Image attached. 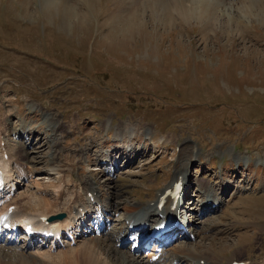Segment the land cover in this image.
I'll list each match as a JSON object with an SVG mask.
<instances>
[{"label":"rangeland","instance_id":"rangeland-1","mask_svg":"<svg viewBox=\"0 0 264 264\" xmlns=\"http://www.w3.org/2000/svg\"><path fill=\"white\" fill-rule=\"evenodd\" d=\"M64 1L79 13L69 15L70 22L57 0H0V91L11 100L4 101L0 129L7 128L14 147L23 141L24 148L13 150L27 156L33 180L40 182H26L18 191L25 195L39 187L54 199L59 181L47 171L51 126L45 119L56 118L67 144L55 161L67 176L99 178L103 203L119 204H112L117 221L123 204L153 200L171 183L177 162L194 159L188 169L193 180H217L226 194L216 211H188L189 228L198 232L188 242L212 244L216 264L233 254L264 264V162H256L264 158V0H122V9L118 0ZM34 100L37 109H29L26 103ZM23 119L39 129L14 134ZM109 119L105 132L101 124ZM126 125L133 128L130 139L141 137L135 143L114 139ZM177 138L181 146L174 147ZM76 145L87 155L79 157ZM98 149L101 156H116L109 168L121 167L109 180L105 171L96 172ZM196 149L199 160L193 158ZM236 154L248 156L240 167L234 166ZM226 163L233 169L226 165L222 173ZM193 186L189 198L197 191ZM43 203L32 202L25 211ZM98 236L86 234L76 245L53 250L0 245V264H132L129 255L124 259L102 246L104 240L99 248ZM148 246L145 255L156 252Z\"/></svg>","mask_w":264,"mask_h":264},{"label":"bare ground","instance_id":"bare-ground-1","mask_svg":"<svg viewBox=\"0 0 264 264\" xmlns=\"http://www.w3.org/2000/svg\"><path fill=\"white\" fill-rule=\"evenodd\" d=\"M83 1H85L86 3V0ZM57 3L64 4V6H61L63 8H58V9H62L63 11L62 10L60 11L65 14L64 16L65 19H63L64 21L67 19L70 22V20L68 19L69 15L71 17L74 15L77 16L79 14L76 11L75 7L72 8L71 5L66 4L64 0H57ZM117 4L120 5V6L118 5V8L120 9L123 8L122 0L115 1V5ZM181 6L183 7V5ZM161 9L163 10V8ZM116 13L120 14V12L117 11ZM3 92L4 91H0V94H2L0 96V115L2 114V110H4V106H3L4 101L7 102L10 101L11 103L10 99L6 100L2 97L4 96ZM33 104L35 103L28 102L27 103L28 108L34 109L35 106ZM35 105L37 106V104ZM36 109L37 108H35V110ZM47 115L48 113L46 112L43 114V117L44 116L46 117ZM57 120L58 119L56 118H49V117L45 119L47 124L51 126L49 127L50 129L46 132L47 134L45 136L46 143H48L50 147L49 157L51 160L50 162H52L49 170L47 171L52 173V175L59 181V183L56 185L55 191H53L54 192L53 200H50L47 196H45V194L48 191L39 187L37 188L40 190V192L36 190L35 192L33 191L25 195H22V192L18 191V188L20 186H23L26 182L34 181L33 173L35 171L34 170L35 167L30 165V163L27 161L28 159L27 160L25 159L27 156L23 157L24 154L22 155L21 152L13 150L19 147L24 148L25 144H23V141H19L20 143L17 141L18 143L16 142L14 145L17 144L18 145L17 147H14L10 143V134H8L7 128L6 129L4 128L5 130L0 129V167L2 168V173L0 174V234H2V232L4 231H7L8 234L6 235L5 238L6 246H9L8 245L9 242L7 241H10V243H12V241H18L14 237L15 236L14 232L15 230H20V229L23 230L22 234H24V236L21 237V239L24 240V243L23 244L21 243L22 245L20 244V246L18 245L15 248L21 250V252L32 248L34 249L36 247H38L39 250L37 249L35 250L37 251L42 250V246H44V244H47L48 238L51 234L54 236L49 238L50 248L54 247V245L59 246L61 243L63 244L65 242L68 244H73L77 238L84 236L85 231L81 229V232H78V229L79 227L83 228L85 224H87L84 223V220H86L87 218L93 222V224H91L93 228L90 231L91 232L94 231L99 234L98 236L99 248L103 249L104 247L102 246L105 247L109 246L112 252L121 253V256L124 259H126L129 255V257H132V264H181L184 262L188 264H213V263L216 264L215 260L211 261L208 258L210 252H214V249H212L213 247L211 248L212 244L203 245L201 242H197L196 243L198 244L197 246L194 245L193 242L192 243L188 242L191 237L193 236L196 237L198 235L197 231H194L193 229L189 228V224L191 223L192 218L189 217L190 214H188L189 213L188 211L195 209L197 210L198 214L203 215V214H209V212L216 211L217 209L221 208L225 203L224 196L226 194V189L221 190L223 186L221 182H218L217 180L214 181V183L212 182V180L207 182L201 179L193 180V178L190 176L188 169L190 165H192L196 161H194V159L191 160L187 159L180 162L178 161L177 166L175 168L174 176L169 181L171 183L168 186L161 189L153 200H149V201L144 200L143 203L141 204L137 202L132 204H123V210L125 213L117 221L116 217H114V215L117 213V209H113L114 208L113 205L118 207L119 204L114 203L113 200H111L109 203H103L100 193L104 186H101V183L97 182L99 178L94 180H92V178H83L77 173L76 176L72 174L67 176L65 174L66 170H63L62 165L59 164L60 162L58 161L59 163H57L55 161V158L57 156H60L59 153L62 150L60 146L62 144L61 137L63 132ZM6 123L10 124L9 118L7 119ZM28 124L29 122L27 120L25 119L21 120L19 124L14 127L15 129L13 131L14 134L16 135L17 134L24 135L26 133L31 134L34 130L39 129V127H36L35 125L29 126ZM110 124H111L110 119L108 121L102 122L101 125L103 131L108 132L111 128ZM78 127L79 125H77V128ZM126 128H127V132H126ZM132 129L133 128H131L130 125L129 126L126 125L125 128L118 130L117 133L115 134L116 141L119 142L124 140L126 142L135 143V140L140 139L141 137L137 136V138L130 139L127 133L129 134V136L133 135ZM76 132L80 133L81 129H79V131ZM7 140H9L8 144H7ZM64 142L66 143L67 141ZM94 143L95 141H92L90 147L87 146V149L93 147L92 145ZM73 151L81 158L86 156L88 152L87 150L86 151L82 150V148L79 149V147L73 149ZM95 151L96 153H100L99 157H101L100 161L95 165L96 172L100 173L105 171L104 174L107 175L106 176L107 179L108 178L111 179L110 176H114L116 171L118 169H121V167L117 165L112 170L111 168H107L106 165H110L111 162L114 161H115L114 163L116 164V156L111 154L107 155L106 152H104V155L101 156V149ZM196 152H198V156L196 157L195 156L196 154L194 153L195 155L193 158H195V160H199L200 152L197 149ZM238 155L236 154L233 157L234 160L236 161L234 162V166L236 167H240L242 162H245L244 160L248 159V156H240L235 159V156ZM139 161L140 160L138 158H136V160L130 159L128 166H133L134 162H139ZM256 162L257 163L264 162V158L263 157L257 158ZM227 166H229V164ZM228 169H233V166L231 168L228 167ZM222 173H226V171L224 170ZM178 180H182L186 191H190L192 185H196V190H197L194 196L190 200L188 199L186 200V198H184L178 201L176 215L180 216L181 218V223H180L181 227L177 228V230L180 231L181 233L180 236L182 239H180L178 244L170 248L169 246H171V242L163 241L157 243L153 248V250H155L157 253L154 252L153 254L145 255L144 254L145 245L146 243H148L149 239L144 241V236H146L149 232H151L154 226H157L159 229L163 227L165 221L163 220L164 218H162L161 215H165L163 213L170 209L173 200L170 198V196H167L165 206L163 209H160L159 204L166 190L169 189ZM34 183L38 185L40 184V182L37 181H34ZM229 186L230 185L228 184L225 187L228 188ZM34 187H36V185H34ZM30 194H33V196H30ZM237 194H238L237 192H234L232 195L235 196ZM41 199H43L44 203L39 208V210L35 209L34 211L31 212L27 210L25 211V208L27 206L30 207L32 202H36V201L39 202ZM94 204L99 205L101 208L99 209V207L95 206L97 210H94L93 209ZM63 205L64 206L67 205L66 210H64ZM61 212L66 213V216L64 218L54 219V220L49 219L51 216H54ZM112 223H113V227L111 230L110 226L112 225ZM149 223L152 224V228L145 231ZM123 224L125 226H122ZM133 226L137 227L136 228L137 231L135 233L130 232V235L128 237H125V234L128 233L129 229H132ZM10 232H13V234H9ZM70 236L74 237L73 242L66 241V239ZM0 238H2L1 235ZM5 239L0 240V242H4ZM101 240H104L102 241L104 242L102 246H101ZM39 243L40 245H37ZM76 243L78 242L76 241ZM120 244L122 246L129 244L130 246L126 247L127 250L125 252H122L121 250H119L120 251L119 252L118 249L120 248L119 247ZM0 245L3 246V244ZM85 246H88V244ZM50 248H48V250H51ZM203 248H205V250H203ZM37 251L36 253H39ZM41 254L43 255L45 253L41 252ZM236 256L237 255L233 254V257L227 259V261L224 264H236L234 263L235 261L240 262L237 260ZM41 258L43 257L41 256ZM83 259L85 260L86 263L87 257L83 256ZM204 259L205 262L203 263L202 261ZM20 261L22 262L23 260L20 259ZM8 262L9 261H7V264H9ZM15 263L19 264L20 262L19 263L15 262ZM244 264H257V263H251L249 261H246Z\"/></svg>","mask_w":264,"mask_h":264}]
</instances>
